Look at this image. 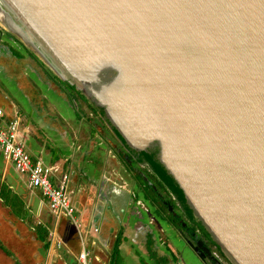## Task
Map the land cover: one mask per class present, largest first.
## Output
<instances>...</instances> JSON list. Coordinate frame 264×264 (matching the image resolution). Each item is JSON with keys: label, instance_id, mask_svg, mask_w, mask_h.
Instances as JSON below:
<instances>
[{"label": "water", "instance_id": "95a60500", "mask_svg": "<svg viewBox=\"0 0 264 264\" xmlns=\"http://www.w3.org/2000/svg\"><path fill=\"white\" fill-rule=\"evenodd\" d=\"M0 20L234 264H264V0H0Z\"/></svg>", "mask_w": 264, "mask_h": 264}, {"label": "crops", "instance_id": "0c3cea01", "mask_svg": "<svg viewBox=\"0 0 264 264\" xmlns=\"http://www.w3.org/2000/svg\"><path fill=\"white\" fill-rule=\"evenodd\" d=\"M66 84L73 85L0 25V121L19 116L31 157L55 165V181L69 173L78 220L56 218L0 147V264H77L82 240L91 264H192L180 230L141 188L145 179L131 165L137 155L102 109L84 106L88 97ZM141 166L153 172L145 160Z\"/></svg>", "mask_w": 264, "mask_h": 264}, {"label": "built area", "instance_id": "2783aa9c", "mask_svg": "<svg viewBox=\"0 0 264 264\" xmlns=\"http://www.w3.org/2000/svg\"><path fill=\"white\" fill-rule=\"evenodd\" d=\"M2 114L3 109L0 108V119ZM24 137L25 133L21 127L19 116H14L6 124L0 121V147L4 158L12 162L19 172L27 175L30 186L40 188L56 218L67 217L74 225L78 226L68 190L69 173L63 172L55 181L53 177L57 167L39 159H33L26 149ZM98 230L99 227L93 224L86 229V232L93 235ZM80 244L77 264H91L90 249L84 240L80 241Z\"/></svg>", "mask_w": 264, "mask_h": 264}, {"label": "flooded vegetation", "instance_id": "af4514ba", "mask_svg": "<svg viewBox=\"0 0 264 264\" xmlns=\"http://www.w3.org/2000/svg\"><path fill=\"white\" fill-rule=\"evenodd\" d=\"M75 88L76 87L74 86V89ZM79 91L82 92L81 90ZM91 105L94 107V102L91 103ZM99 108L102 109L100 106ZM102 112L109 120L103 109ZM128 149L130 154L136 155V152L131 148V146H129ZM121 154L127 158V152L123 150ZM142 161L143 160H135L137 164L131 163L133 170L141 174L145 179H142L143 182L140 183L141 188L146 192V194H149L148 197L156 206H159L160 209L164 210V213L170 222H172L180 230L189 249L201 259L203 264H225L218 253L213 249V245L218 247V244L213 239L205 235L202 229L197 225L196 220H192L188 216L185 204L179 199L177 194L168 186L166 182L165 184L168 189V193L160 188L156 179L152 177L155 175V177L158 178L160 177L159 174H157L153 168L152 173L146 172V170H144L141 166ZM194 246L197 251L193 249ZM200 254L202 255L201 257Z\"/></svg>", "mask_w": 264, "mask_h": 264}, {"label": "rangeland", "instance_id": "374dc122", "mask_svg": "<svg viewBox=\"0 0 264 264\" xmlns=\"http://www.w3.org/2000/svg\"><path fill=\"white\" fill-rule=\"evenodd\" d=\"M0 25H2V26H4V27H7L6 25H5V23H3L1 20H0ZM13 35H14V37L15 38H17L20 42H23V43H25V39L21 36V35H19V34H16V33H13ZM26 43H27V41H26ZM25 43V44H26ZM27 44H29V43H27ZM26 44V45H27ZM42 59H43V57H41ZM45 60V59H44ZM64 81H66L65 79H63ZM67 85V87H69L70 89H73L72 88V86L71 85H68V84H66ZM73 93L75 94V93H77L76 92V89H73ZM76 98L77 99H79V97L77 96V94H76ZM89 103H93V101L90 99L88 102L86 101H84V106H88L89 107ZM220 245H218V247L217 246H215V245H213V249L218 253V255L221 257V259L225 262V264H234L231 260H230V258L227 256V254L223 251V249L221 248V247H219ZM186 253H189L188 254V256L190 257V260H191V262H192V264H201L200 262H199V260H197V259H195V256H192V252L191 251H186ZM199 258V257H198ZM200 259V258H199ZM201 260V259H200Z\"/></svg>", "mask_w": 264, "mask_h": 264}, {"label": "trees", "instance_id": "16d2710c", "mask_svg": "<svg viewBox=\"0 0 264 264\" xmlns=\"http://www.w3.org/2000/svg\"><path fill=\"white\" fill-rule=\"evenodd\" d=\"M72 87H74V85H71ZM124 141V140H123ZM137 160H144L142 157H140L137 153ZM156 172V171H155ZM158 174V173H157ZM180 199V198H179ZM181 200V199H180ZM186 206V205H185ZM187 212H188V216L193 220H196L197 225L202 229V231L205 233V235H207L209 238H211L210 233L207 231V229L204 227V225L201 223L200 220H198L192 213L191 211L186 207ZM212 239V238H211ZM220 247V246H219Z\"/></svg>", "mask_w": 264, "mask_h": 264}]
</instances>
